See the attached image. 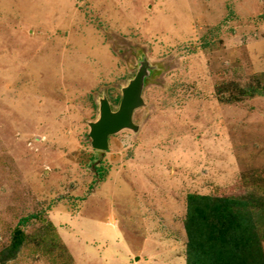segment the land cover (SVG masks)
Wrapping results in <instances>:
<instances>
[{
    "label": "rangeland",
    "instance_id": "1",
    "mask_svg": "<svg viewBox=\"0 0 264 264\" xmlns=\"http://www.w3.org/2000/svg\"><path fill=\"white\" fill-rule=\"evenodd\" d=\"M141 56V130L94 150ZM190 194L264 208V0H0V264H186Z\"/></svg>",
    "mask_w": 264,
    "mask_h": 264
},
{
    "label": "trees",
    "instance_id": "2",
    "mask_svg": "<svg viewBox=\"0 0 264 264\" xmlns=\"http://www.w3.org/2000/svg\"><path fill=\"white\" fill-rule=\"evenodd\" d=\"M263 209L255 198L188 195L186 264H264ZM28 222L23 220L21 226ZM21 226L6 249L7 260L15 258L27 242Z\"/></svg>",
    "mask_w": 264,
    "mask_h": 264
},
{
    "label": "water",
    "instance_id": "3",
    "mask_svg": "<svg viewBox=\"0 0 264 264\" xmlns=\"http://www.w3.org/2000/svg\"><path fill=\"white\" fill-rule=\"evenodd\" d=\"M157 71V66L152 65L145 56H141L136 74L121 89L122 96L118 108H113L106 95L99 98V117L88 125L91 147L94 150L107 152L110 149V138L124 131L134 134L140 132L141 126L135 122V114L147 107L144 92Z\"/></svg>",
    "mask_w": 264,
    "mask_h": 264
}]
</instances>
